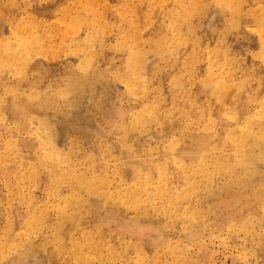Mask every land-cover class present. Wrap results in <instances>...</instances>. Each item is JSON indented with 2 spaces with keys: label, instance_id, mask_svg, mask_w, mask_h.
Returning <instances> with one entry per match:
<instances>
[{
  "label": "bare ground",
  "instance_id": "bare-ground-1",
  "mask_svg": "<svg viewBox=\"0 0 264 264\" xmlns=\"http://www.w3.org/2000/svg\"><path fill=\"white\" fill-rule=\"evenodd\" d=\"M172 5L159 10L163 24L158 27L159 38L147 41L148 50L134 36L138 17L132 23L135 33L128 39L116 37L125 66L117 69L112 79L97 65L98 52L88 33L102 32L107 20L98 21L92 4L86 5V14L71 12L64 20L67 27L79 32L84 26L86 34L63 40L67 50L76 53L78 63L51 95L33 91L35 84L27 78L29 72H41L43 67V62L31 60L33 53L45 58L62 51L47 40L50 31L22 19L12 29L14 41L0 40V74L14 76L12 84L0 76V124L15 129L0 150V173L3 177L7 173L13 153H17L16 159L20 157L24 169L30 165L28 171L17 167L16 180L7 184L6 204L18 200L27 207V214L21 217L14 206L10 208L12 228L0 245V264H50L57 249L61 257L72 249L80 264H175L200 253L199 249L192 254L189 251L188 243L194 242L193 246L205 249L203 258L208 261L212 248L202 241V235H190L185 242L170 236L166 221L155 218L183 225L190 233L206 226L203 218L211 220L210 211L227 200L230 224L239 223L237 228L233 226L237 230L233 237L242 241L238 247L248 251L245 243L249 236L251 240L258 237L264 247V223L256 219L260 220L257 229L251 218L254 215L243 213L257 206L264 215V95L247 116L237 106L242 95L255 88L254 82L257 94L264 88V7L257 10L259 16L246 22L244 0H173ZM218 30L225 43L221 51L206 44ZM237 32L243 37L230 40ZM79 40L84 41L82 46ZM247 45L259 49L263 66L238 75L234 70L240 66L239 60L230 49L241 53ZM162 52L169 54L166 61L172 67L163 73L168 84L151 88L147 69L157 56L154 54ZM184 73L189 75L187 82ZM163 76L161 82L166 81ZM200 79H207L201 82L205 85L196 82ZM116 81L124 84L126 101ZM194 84L199 89L193 96L190 85ZM170 89L180 94L168 97L166 90ZM222 115L230 126L217 131ZM35 121V140L22 143L20 134ZM212 133L224 139L219 148H212ZM165 142L169 147L163 146ZM85 146L91 148L86 151ZM98 153L105 164L100 163ZM44 174L51 181L52 201L36 197ZM181 176L184 186L178 183ZM217 176L225 180L217 183ZM66 183L68 192L64 193ZM53 216L56 222L49 225L50 234L36 241L35 232H44L47 228L43 226ZM108 234L118 241L108 240ZM222 241L225 245L226 240ZM119 245L121 248H116ZM131 253L136 255L133 262H129ZM106 258L110 262H105Z\"/></svg>",
  "mask_w": 264,
  "mask_h": 264
},
{
  "label": "rangeland",
  "instance_id": "rangeland-1",
  "mask_svg": "<svg viewBox=\"0 0 264 264\" xmlns=\"http://www.w3.org/2000/svg\"><path fill=\"white\" fill-rule=\"evenodd\" d=\"M143 2H145L146 4H144ZM172 3L173 0H0V40L4 41L5 39H11L14 41L15 35L12 33V29L17 28L21 24L22 19H25V21L23 22H34L35 25L40 26L45 31L49 30L50 32H52L51 34L50 32L47 33V35H51V38H48L47 40H51L52 45L60 48L62 51H60L55 57H53L51 53L48 54V57L45 58L39 54L33 53L34 57L32 56L31 60H33L35 63L39 61L43 62V67L41 68L42 71H31L27 75L28 80L33 81L35 84V88L33 91H40L43 94L51 95L53 93V89L60 85L68 75L72 74L73 71H75L78 63L76 53L68 51L67 43L63 40H66V36L81 38L86 34V27L84 26L79 30V32H74L69 27H67L64 20L70 17L71 12L81 11L82 14H86V5L92 4L100 17L98 21L101 22L103 19L107 20L108 23L106 25H103L104 30H102V32L90 30L88 31V33L92 35V44L94 46V49H97L98 52L99 60L97 61V65L105 72L106 77L108 76L112 79L115 71L125 66V55L121 52L118 46V42L116 41V37L123 36V39H128L127 37H129L130 33H135V31L132 30V23L133 20L138 17L140 22L139 24H136L138 27L136 28V35L134 36L140 41L142 46H145V49L148 50L147 41H154L159 38L158 32L160 30L158 27L163 24L162 16H160L159 10H167L171 8L173 6ZM244 5L245 9L243 13H245V17L243 21L249 22L253 16L260 15L261 12L257 10L261 7H264V0H244ZM249 9H251V11L253 12L251 13ZM125 10H127L128 12H126ZM129 10H131V12H129ZM35 12L41 13L40 15H37L35 14ZM135 12H138V14L136 15ZM250 29L255 31L254 28ZM22 34L29 35V32H22ZM37 35L44 38L45 34L43 32H39L37 33ZM242 37L243 33L240 34L237 32L230 37V40L236 38L241 39ZM83 42V40H79V46H82ZM206 44H210L212 48L217 47L220 49V51L221 49L225 48V43L222 40L220 30H218L213 39ZM204 48L206 47H203L202 49ZM1 52L2 51L0 50V53ZM230 52L233 55V58H237V60H239L240 66L236 67V69L234 70L238 75L250 72L252 67L258 69L259 66H263V63H261L260 61L261 57L259 55V49H253L247 45L241 53L233 49H230ZM156 54L157 56H153L154 58H152L151 61L153 62V66L150 65L147 69L151 88H155L160 83H164V85H167L168 79L163 76V73L170 72L172 68L170 67V61H166L169 54L162 52L155 53L154 55ZM204 64V62L200 63V66L203 67ZM160 72H162L161 74L166 79V81L163 80V82H161L162 76ZM0 76L5 78L6 83H13V75L0 74ZM182 78L183 80H185V82H187L189 79V75L187 73H184ZM200 80H197L196 82L201 83L207 81V79ZM254 83L256 85L255 88L246 91L242 95V99L238 103L239 105H237L241 113L245 116L250 114V111L252 110L251 108L256 106L255 101L259 99V96L264 95V88H261L258 94L256 93L258 86L256 82ZM116 85L118 89L120 88V90L123 91L124 95L122 96V99L126 101L127 94L124 92V84L116 81ZM202 85L205 84L203 83ZM190 89L192 90L191 93L194 96L199 87L197 86V84H194L190 85ZM175 93L180 94V91L177 89L166 90V95L168 97H172ZM152 97L156 98L155 95H153ZM115 98L118 99L117 96H115ZM211 100L213 102L215 101L213 99ZM224 101L225 103L227 102L228 105L231 104L230 99H225ZM197 106L199 105H192V107L194 108H196ZM168 107L171 108L172 105L169 104ZM231 107H233V105ZM233 114V116L237 115V113ZM219 122L220 123L217 125V131L222 130V127L230 126L228 119L224 115L219 117ZM36 125L37 122L36 124L34 123L28 131L20 134L19 137L22 143L26 144L31 140H35L33 132L36 130ZM184 125L187 126V123L185 122ZM14 132L15 129L11 125L5 126L3 124H0V150H3L2 147L5 144L4 139H6L10 135H13ZM211 136L212 137H210V142H212V148H219L223 145L224 139L222 136H219L216 133H212ZM163 146L169 147V143L165 142ZM90 148L91 147H86L85 150L87 151ZM35 153L37 156H39V149H36ZM22 154L26 155L27 152L23 150ZM14 155H17V153L12 154L13 162L11 164H7L6 166V178L5 176L3 177L0 173V245H3L5 243L6 237L9 234L8 232L12 228V216L10 213V208L14 206L15 210L18 211L19 214H21V217L27 214V207L24 204L19 203L18 200H13L11 205L6 204L7 184H9L10 182L14 183V181L16 180L17 175L19 174V170L17 169V167L24 169L21 165L22 162L20 160V157L16 159ZM153 157L154 159H157V155H154ZM98 159L101 164L106 163L104 158H102L99 153ZM72 164L76 165L78 163L73 162ZM29 167L30 165L25 168L24 171H28ZM81 167L83 166H80V168ZM42 177L43 178L40 179V187L36 189V197H38L42 202L52 201L51 198H53V188L51 185V181L45 174ZM180 178L181 179L178 183L179 185L184 186L185 182L182 181V176ZM224 180V176L216 177L217 183H222ZM65 182L68 183V180H66ZM67 183L63 186L64 193L68 192ZM200 185L202 186L203 182L200 181ZM48 195L50 196L49 199L47 197ZM250 209H243V213H246L248 215L251 213L249 217L253 214L254 216L251 218L254 223H256L255 228L259 229L260 226L257 224V222H260V220H262V222L264 223V215L262 214V209L258 208L257 206H250ZM210 213L211 220H206L205 218H203V220H205L206 222V226L198 230L192 229L190 233L185 232V230L183 229V225L177 226V224L173 225L172 221L155 218V220H163V222L166 221L165 224L167 227V232L168 234H170V236L175 238L179 237L181 240L187 242V239L190 235H202V241L212 248V251L210 252L211 258L207 261L205 258H203L206 255L205 249H200L199 246H193L194 244H197V242H194V244L188 243L191 244L189 245V251L191 252V254L197 252V249L200 250V253L197 254L196 257L192 260H176L175 264H246L247 262L248 264L251 262V264H264V247H260V244L258 243V237H256L254 240H251L250 236L247 237L245 244L248 245V251L242 252L243 249L241 248H243V246L241 247L239 245L238 247L237 244H241L242 241L240 239H238L237 241V239L233 237L235 236V232L237 231L233 230V226H236L237 228L239 223L236 222L235 225H232L229 222L228 218L231 215L228 200L223 201V203H220L219 205L214 207L213 210L210 211ZM256 219L260 220L257 221ZM55 222L56 218L55 216H53L51 222L43 226V229L47 228L44 229V232H35L36 234H34L33 236L37 235L36 241H40L43 239L44 235L50 234L51 231L49 229V225L51 223L55 224ZM205 227L206 229L203 231ZM210 231H212V233ZM219 234L223 235V237L217 238ZM111 236L112 234H108V240H110ZM239 237L243 238L244 233H241L239 231ZM117 239L116 237L115 240H112L111 238V241H118ZM222 240H226L225 245L223 244ZM232 240L236 243L237 246L234 245L235 243ZM78 246L84 247L81 245ZM116 248L120 249L121 246L119 245ZM252 249H256V251H251ZM56 251H54V255L51 258L50 264H80V262L76 263V256L74 255V251L72 249L66 250L62 257L59 254V250L57 249ZM106 251L107 250H102V252ZM251 252L256 253L257 255L251 254ZM60 253H62V251H60ZM106 254H108V252H106ZM135 256V253H131L129 262H133ZM200 256H202L201 260L199 258ZM98 260L99 259L96 257L95 262ZM105 262H110V259H107ZM119 262L120 261H117V264Z\"/></svg>",
  "mask_w": 264,
  "mask_h": 264
}]
</instances>
